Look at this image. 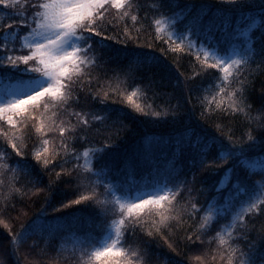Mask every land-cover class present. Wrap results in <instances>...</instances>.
Returning <instances> with one entry per match:
<instances>
[{
    "label": "snow or ice",
    "instance_id": "snow-or-ice-1",
    "mask_svg": "<svg viewBox=\"0 0 264 264\" xmlns=\"http://www.w3.org/2000/svg\"><path fill=\"white\" fill-rule=\"evenodd\" d=\"M0 228V264H264V0H0Z\"/></svg>",
    "mask_w": 264,
    "mask_h": 264
},
{
    "label": "trees",
    "instance_id": "trees-1",
    "mask_svg": "<svg viewBox=\"0 0 264 264\" xmlns=\"http://www.w3.org/2000/svg\"><path fill=\"white\" fill-rule=\"evenodd\" d=\"M131 23V22H129ZM139 27V25L137 26ZM164 35H166V33H164ZM159 54V53H158ZM168 62L171 63V58H168ZM183 66L179 67L173 74L172 77V82H175L176 77L179 76V74L181 72H186L190 73L191 68L190 65L188 63V60L185 59L183 62ZM181 79L183 77H180ZM169 90H171V86L169 85ZM130 91V90H129ZM136 102L137 103H141L143 104L145 101L142 100L141 95L138 94V96L136 97ZM128 111H130L131 109H127ZM170 125L168 123L162 122V123H151L149 121L148 118H139L138 120H136L133 123V131L130 133V139L132 141H136L138 142L140 140L141 137L143 136H152V135H165L170 131ZM17 135H19V133H17ZM125 143H129V141H125ZM63 194H59L57 198L59 199ZM68 198L74 199L75 196L72 194H68ZM34 203H31L28 207H26L24 210L28 213V215L30 216L32 213L37 212L41 206H42V201H43V197H39V198H33ZM77 208H80L82 206H76ZM49 214H51V208L48 209ZM85 214L88 213V209L85 208L84 209ZM13 216H15V213H12ZM221 224L224 223V221H220ZM0 236H7V233L4 231L3 228H0ZM103 234H99L97 236L98 239L102 238ZM83 238V233H73V234H67L64 236V239H58L56 241V244L58 247L62 248L65 250V254L70 253L73 247V244L78 240V239H82ZM174 255V254H173ZM196 255H198V253L191 251L189 252V260L191 262V264H198V262L196 261L195 257ZM177 259H184L183 256H179L176 257Z\"/></svg>",
    "mask_w": 264,
    "mask_h": 264
},
{
    "label": "rangeland",
    "instance_id": "rangeland-1",
    "mask_svg": "<svg viewBox=\"0 0 264 264\" xmlns=\"http://www.w3.org/2000/svg\"><path fill=\"white\" fill-rule=\"evenodd\" d=\"M103 239V236H102V238H100V240H102Z\"/></svg>",
    "mask_w": 264,
    "mask_h": 264
}]
</instances>
